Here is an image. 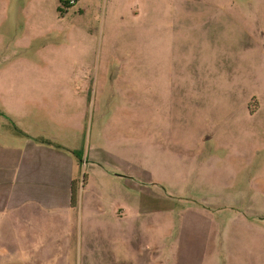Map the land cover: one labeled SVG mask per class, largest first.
<instances>
[{
  "label": "rangeland",
  "instance_id": "obj_1",
  "mask_svg": "<svg viewBox=\"0 0 264 264\" xmlns=\"http://www.w3.org/2000/svg\"><path fill=\"white\" fill-rule=\"evenodd\" d=\"M250 2L0 0V111L53 135L74 124L84 155L88 238L52 246L45 264H176L181 227L264 218V35L253 50L245 33H264V6L253 17ZM220 51L244 58L217 65ZM199 75L234 97L205 96ZM210 243L208 264H223Z\"/></svg>",
  "mask_w": 264,
  "mask_h": 264
},
{
  "label": "crops",
  "instance_id": "obj_2",
  "mask_svg": "<svg viewBox=\"0 0 264 264\" xmlns=\"http://www.w3.org/2000/svg\"><path fill=\"white\" fill-rule=\"evenodd\" d=\"M251 2L247 5L250 14L257 17L256 14L263 10L264 0ZM245 33L250 34V49L263 47L257 41L259 34L264 35L260 29L249 27ZM243 58L233 51H220L214 60L217 65L230 63V66ZM199 76L205 96L234 97L235 91L230 88L235 85L229 86V92L227 88L211 91L206 88V80H211L209 75ZM231 78L236 81L235 76ZM191 79L195 80L193 76ZM196 90L199 95V89ZM30 124L16 119L8 111H0V264H45L52 246L62 255L68 248L70 236L77 234L88 238V220L83 229V216L76 213L78 208L82 213L83 201L79 200L78 206L77 200L76 207H72L70 201L72 182L79 192L78 170L84 162V155L77 145L76 126L67 122L54 123L57 134L53 135L40 124ZM209 139L204 136L201 141L205 144ZM41 140L47 143H41ZM74 152L81 154L80 160ZM108 177L120 181V187L125 189V181L121 180L125 175L110 173ZM117 220L123 223L121 219ZM218 227L219 231L215 233V226L209 225L206 233L197 237L183 235L181 227L176 264H189L190 258H193V264H206V258L207 264L210 263L208 249L214 237L219 238L217 248L223 264H264V218L238 213L228 224ZM49 241L54 242L48 244ZM191 241L197 243L194 251L189 250ZM112 254L116 256L114 252L109 253Z\"/></svg>",
  "mask_w": 264,
  "mask_h": 264
},
{
  "label": "trees",
  "instance_id": "obj_3",
  "mask_svg": "<svg viewBox=\"0 0 264 264\" xmlns=\"http://www.w3.org/2000/svg\"><path fill=\"white\" fill-rule=\"evenodd\" d=\"M79 0H73L72 3L69 2V0H59L60 5H64V8L69 9L70 7L74 6ZM58 12L62 14V11L60 8H58ZM41 143H47L44 140H41ZM75 156L80 160L81 154L79 152H74ZM77 198H78V188L75 186V184L72 182L71 184V206L76 207L77 205Z\"/></svg>",
  "mask_w": 264,
  "mask_h": 264
},
{
  "label": "built area",
  "instance_id": "obj_4",
  "mask_svg": "<svg viewBox=\"0 0 264 264\" xmlns=\"http://www.w3.org/2000/svg\"><path fill=\"white\" fill-rule=\"evenodd\" d=\"M69 2H70V3H72V2H73V0H69Z\"/></svg>",
  "mask_w": 264,
  "mask_h": 264
}]
</instances>
